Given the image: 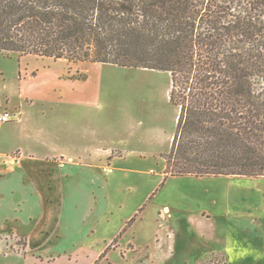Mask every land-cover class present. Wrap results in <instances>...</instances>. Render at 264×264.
Masks as SVG:
<instances>
[{"label": "rangeland", "instance_id": "rangeland-1", "mask_svg": "<svg viewBox=\"0 0 264 264\" xmlns=\"http://www.w3.org/2000/svg\"><path fill=\"white\" fill-rule=\"evenodd\" d=\"M171 89L168 72L0 54V115L19 117L0 123V153L19 146L49 152L58 140L67 154L106 149L124 165L70 169L71 178L96 180L108 198L93 212L66 199L56 228L47 224L43 236L46 183L0 165V264H94L128 220L123 255L112 252L97 264H264V178L165 180L159 173L179 113ZM26 129L47 141L22 136ZM161 207L169 211L159 217Z\"/></svg>", "mask_w": 264, "mask_h": 264}, {"label": "trees", "instance_id": "trees-1", "mask_svg": "<svg viewBox=\"0 0 264 264\" xmlns=\"http://www.w3.org/2000/svg\"><path fill=\"white\" fill-rule=\"evenodd\" d=\"M0 54L168 72L165 180L264 178V0H0Z\"/></svg>", "mask_w": 264, "mask_h": 264}, {"label": "crops", "instance_id": "crops-1", "mask_svg": "<svg viewBox=\"0 0 264 264\" xmlns=\"http://www.w3.org/2000/svg\"><path fill=\"white\" fill-rule=\"evenodd\" d=\"M21 117L19 121H21V123H25V120H21ZM42 135L45 136L43 142H46L47 135L41 131H32V129H26L25 133H22V136L33 138L34 142H36ZM54 136L55 135L53 134L52 138H54ZM58 142L59 141L57 140L55 141V143L51 144L49 148L52 150L49 152H44L40 149L35 148L23 149L21 146H19L8 153H0V165H2L3 167H7L8 169L13 168L16 171L21 172L24 175L25 180H29L32 182L43 181L44 183H46V205L49 214L40 230L41 236H43L45 232H48L46 227L47 224L49 225L50 229L56 228L58 221L57 216L59 215V211H61L60 208L65 204L66 199L71 200L72 197L74 199V202L75 200H78L80 201V205L82 203L81 208H83V210L87 209L89 212H93L100 201H106L108 198V195H102V193L100 194L102 187L99 185V183H97L96 180L89 178L88 181L75 177L71 178L72 174H70V169H72L73 173L75 171L80 172L82 168H85L87 166L96 167L97 162H100L102 169L111 167L110 164L119 167L124 166L122 162H118V159H116V157H112L109 154V150H97L93 153L88 154V156L86 157L84 156L83 152H87L88 149L81 148L80 151H83L82 154H79L80 151L75 154H67L65 150L58 147ZM80 146L82 147L83 145L80 144ZM126 161L127 163H130L136 160L126 158ZM133 165H135V162H133ZM157 165L159 167V173L164 176V164L159 163ZM3 171L4 170L0 169V178L4 177L3 173L5 172ZM175 177L181 178L191 176ZM169 178H173V176ZM63 180H65L66 182L64 183ZM66 189L69 190V193L67 195H65ZM155 196H153V198ZM153 198L151 199V201L153 200ZM165 207L160 208L161 211L158 212L159 217L161 212H163L165 215V211H169V209H165ZM106 215L112 216L113 212H110V214L106 213L104 216ZM108 221L110 222L111 220ZM128 223L129 220L114 228L110 236V241L104 246V248H102V250H100V252L96 253L97 256L95 257L94 264H97L98 260H100L101 258H106L108 260L109 255H111V253L115 251H120L121 255H123V246L121 245L120 241L131 227H128ZM159 225H161V222L159 223ZM132 246L133 245L128 244V249H133Z\"/></svg>", "mask_w": 264, "mask_h": 264}, {"label": "built area", "instance_id": "built-area-1", "mask_svg": "<svg viewBox=\"0 0 264 264\" xmlns=\"http://www.w3.org/2000/svg\"><path fill=\"white\" fill-rule=\"evenodd\" d=\"M17 118H18V116L10 113L7 110H4L3 113H1V115H0V123H8V122H11L13 120H18Z\"/></svg>", "mask_w": 264, "mask_h": 264}]
</instances>
